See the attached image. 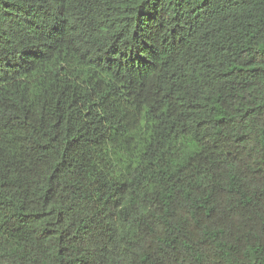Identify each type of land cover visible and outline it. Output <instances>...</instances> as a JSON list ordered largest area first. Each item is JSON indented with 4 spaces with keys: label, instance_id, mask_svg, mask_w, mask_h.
<instances>
[{
    "label": "trees",
    "instance_id": "obj_1",
    "mask_svg": "<svg viewBox=\"0 0 264 264\" xmlns=\"http://www.w3.org/2000/svg\"><path fill=\"white\" fill-rule=\"evenodd\" d=\"M0 264H264V0H0Z\"/></svg>",
    "mask_w": 264,
    "mask_h": 264
}]
</instances>
